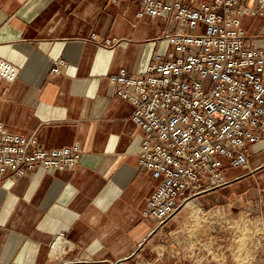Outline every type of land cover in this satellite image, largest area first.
<instances>
[{
  "label": "crops",
  "instance_id": "crops-1",
  "mask_svg": "<svg viewBox=\"0 0 264 264\" xmlns=\"http://www.w3.org/2000/svg\"><path fill=\"white\" fill-rule=\"evenodd\" d=\"M139 10L127 1L0 0V59L15 68L0 80V122L40 148L82 150L72 167L0 176V264H264V138L246 166L225 169V185L163 228L143 215L159 180L139 164L144 132L133 104L109 81L121 68L144 72L170 48L166 19ZM243 25L264 47V15Z\"/></svg>",
  "mask_w": 264,
  "mask_h": 264
},
{
  "label": "built area",
  "instance_id": "built-area-1",
  "mask_svg": "<svg viewBox=\"0 0 264 264\" xmlns=\"http://www.w3.org/2000/svg\"><path fill=\"white\" fill-rule=\"evenodd\" d=\"M106 1L137 2L139 17L167 22L165 53L157 52L140 74L121 68L109 75L144 132L139 164L159 181L143 215L160 229L194 198L225 185V169L246 166L250 146L264 138V47L250 43L243 25L245 16L264 15V0ZM14 75V66L0 59V80ZM81 156L79 143L43 149L34 136L9 132L0 122V176L65 169Z\"/></svg>",
  "mask_w": 264,
  "mask_h": 264
},
{
  "label": "rangeland",
  "instance_id": "rangeland-1",
  "mask_svg": "<svg viewBox=\"0 0 264 264\" xmlns=\"http://www.w3.org/2000/svg\"><path fill=\"white\" fill-rule=\"evenodd\" d=\"M254 18H248V25H250V26H252V29L253 30H255V28H253V25L256 23L254 20H253ZM254 23V24H253ZM252 31V30H251ZM179 214V213H178ZM177 214V215H178ZM233 233H234V235L237 237V238H245V236L246 235H248V233H247V231L246 230H234L233 231ZM232 236H233V234H232V232H231V234L229 235V239H232ZM234 242V241H233ZM215 248H218V249H221V246H219V247H215Z\"/></svg>",
  "mask_w": 264,
  "mask_h": 264
},
{
  "label": "bare ground",
  "instance_id": "bare-ground-1",
  "mask_svg": "<svg viewBox=\"0 0 264 264\" xmlns=\"http://www.w3.org/2000/svg\"><path fill=\"white\" fill-rule=\"evenodd\" d=\"M190 203V202H189ZM189 205V204H188Z\"/></svg>",
  "mask_w": 264,
  "mask_h": 264
}]
</instances>
